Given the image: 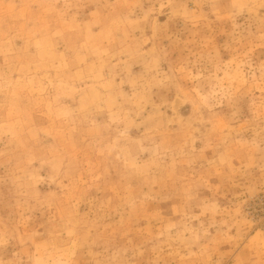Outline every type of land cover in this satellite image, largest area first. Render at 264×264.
<instances>
[{
    "label": "rangeland",
    "instance_id": "obj_1",
    "mask_svg": "<svg viewBox=\"0 0 264 264\" xmlns=\"http://www.w3.org/2000/svg\"><path fill=\"white\" fill-rule=\"evenodd\" d=\"M0 264H264V0H0Z\"/></svg>",
    "mask_w": 264,
    "mask_h": 264
}]
</instances>
